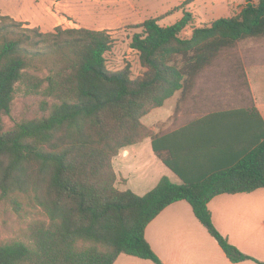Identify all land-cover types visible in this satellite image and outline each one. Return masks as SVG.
Wrapping results in <instances>:
<instances>
[{"label":"trees","instance_id":"trees-1","mask_svg":"<svg viewBox=\"0 0 264 264\" xmlns=\"http://www.w3.org/2000/svg\"><path fill=\"white\" fill-rule=\"evenodd\" d=\"M193 0H188L190 2ZM202 26L149 19L132 38L144 69L110 72L108 30L61 26L44 33L0 15V201L39 209L21 239L0 241V264H114L121 254L164 264L148 225L185 201L233 263L243 254L215 227L209 202L264 189V120L254 105L210 113L160 134L143 119L178 96L175 117L199 75L227 49L264 38V0ZM188 28L191 34L185 35ZM17 94L41 96L48 112L5 129ZM151 139L182 183L163 177L140 196L120 190L114 159Z\"/></svg>","mask_w":264,"mask_h":264},{"label":"rangeland","instance_id":"rangeland-1","mask_svg":"<svg viewBox=\"0 0 264 264\" xmlns=\"http://www.w3.org/2000/svg\"><path fill=\"white\" fill-rule=\"evenodd\" d=\"M0 0V15L10 16L26 27L39 28L44 33L53 32L61 26L68 28H86L91 30H108L114 40L111 52L106 54L107 69L114 73L128 69L131 78H137L144 72L140 64L139 54L131 48L132 38L141 32L136 26L146 20L165 17L161 21L164 27L172 26L186 14L193 15V25L202 26L220 18L237 14L247 5L249 0ZM259 0H252L257 3ZM188 28L185 35H190ZM264 63V38L241 42L233 49H227L217 58L211 67L200 74L205 76L208 71L218 76L233 75L232 83L225 89L247 95L245 81V66L248 62ZM246 64V65H245ZM262 67V66H259ZM258 69V68H255ZM229 72V73H228ZM219 76V78L221 77ZM235 77V78H234ZM201 85V84H200ZM178 96L170 99L162 108L154 110L143 119V122L153 127V124L173 115ZM41 96H25L17 94L12 112L4 117L5 129H11L16 124L29 119H40L48 115L41 108ZM243 105V104H242ZM241 103L234 101L231 107H239ZM219 109V108H216ZM188 119L181 121L185 124ZM177 123L176 126L181 125ZM158 125V124H157ZM175 126V127H176ZM166 129H161V133ZM140 156H133L132 167L126 172L122 169L121 158L114 159V167L118 173L116 186L120 190H132L142 196L156 186L155 179L161 174L162 163L155 159L150 140L136 146ZM138 157V158H137ZM132 159V160H133ZM121 174L127 178L123 183ZM174 183H181L174 174ZM45 215L39 209L23 206L16 210L12 205L0 201V241L21 239L28 225L35 220H43Z\"/></svg>","mask_w":264,"mask_h":264},{"label":"crops","instance_id":"crops-1","mask_svg":"<svg viewBox=\"0 0 264 264\" xmlns=\"http://www.w3.org/2000/svg\"><path fill=\"white\" fill-rule=\"evenodd\" d=\"M258 63L259 65L253 62L245 64L247 95L235 92L231 88L225 89L228 84L232 83L233 75H237L236 77L239 78L238 73L233 74L232 72V74H228L229 77L219 75L221 76L219 78L216 73L214 74L210 70L204 77L199 75L192 94L187 98L178 114L173 117L176 104L173 115L154 123L153 127L156 131L160 130V134H167L210 113L247 108L250 105H254L258 109L264 120V63L262 61ZM234 101L241 103V106L231 107ZM184 119H188V121L181 124L180 122ZM177 123L181 125L176 126ZM157 124L161 126L159 130L156 128ZM161 129H166V132L161 133ZM149 140L152 147L151 139ZM144 142L122 150L116 157L121 158L122 169L126 172L129 173V169L132 167L135 159L133 156L135 154L140 156L135 147ZM154 157L163 166L160 168L161 174L153 178L155 179L153 186H156L165 176L172 180L169 173L173 172L163 164L155 153ZM121 176L123 183H126L127 178L122 174ZM180 182L182 183L181 179ZM208 208L218 231L243 254L264 264V189L252 193L218 195L209 202ZM145 236L152 250L164 264H259L253 260L231 262L216 239L196 218L190 204L185 201L174 203L163 210L148 225ZM114 264L155 263L121 254Z\"/></svg>","mask_w":264,"mask_h":264}]
</instances>
